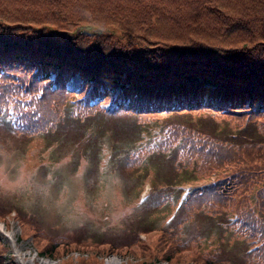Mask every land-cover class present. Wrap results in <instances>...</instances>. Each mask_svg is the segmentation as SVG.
Segmentation results:
<instances>
[{
	"label": "trees",
	"instance_id": "obj_1",
	"mask_svg": "<svg viewBox=\"0 0 264 264\" xmlns=\"http://www.w3.org/2000/svg\"><path fill=\"white\" fill-rule=\"evenodd\" d=\"M75 72L80 83L69 88ZM2 111L26 133L47 131L65 114L164 112L166 144L151 133L154 145L177 144L180 160L196 161L203 174L228 167L182 203L232 207L235 230L254 243L246 264H264V142L236 146L186 127L194 122L186 114L167 116L253 119L264 133V0H0ZM160 235L153 246L164 254L180 248ZM191 257L221 263L199 248Z\"/></svg>",
	"mask_w": 264,
	"mask_h": 264
},
{
	"label": "rangeland",
	"instance_id": "obj_2",
	"mask_svg": "<svg viewBox=\"0 0 264 264\" xmlns=\"http://www.w3.org/2000/svg\"><path fill=\"white\" fill-rule=\"evenodd\" d=\"M100 97L104 105L111 102ZM180 112L167 116L186 114L194 121L186 127L210 130L236 146L264 142L253 119ZM101 113L87 119L65 114L47 131L26 133L0 112V222L13 234L0 230V264H19V257L30 264H109L113 256L120 263L111 264H199L191 257L197 248L220 264H246L254 243L234 230L232 207L177 203L181 186L220 175L226 164L203 174L207 168L196 161L177 160L183 156L177 144L154 145L151 133L166 140L164 112ZM137 144L143 156L133 162ZM160 234L180 248L164 254L156 247ZM148 244L153 249L146 252Z\"/></svg>",
	"mask_w": 264,
	"mask_h": 264
},
{
	"label": "bare ground",
	"instance_id": "obj_3",
	"mask_svg": "<svg viewBox=\"0 0 264 264\" xmlns=\"http://www.w3.org/2000/svg\"><path fill=\"white\" fill-rule=\"evenodd\" d=\"M0 230L2 232H4L8 237H11L12 238L13 234L11 233V231H8V230H5L4 229V225H3L2 222H0ZM18 260L22 264H30L29 262H27L25 260H22V258H20V257L18 258ZM114 261L117 262V263H120V260L116 256H113L111 259L107 260V263L111 264ZM42 262L45 263V264L47 263L46 260H43ZM105 263H106V261H105ZM163 264H167V263H163Z\"/></svg>",
	"mask_w": 264,
	"mask_h": 264
}]
</instances>
